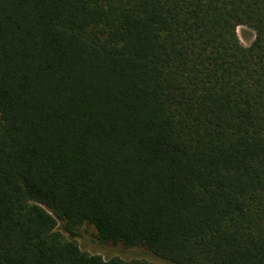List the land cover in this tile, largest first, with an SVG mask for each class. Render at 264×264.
Instances as JSON below:
<instances>
[{
  "label": "trees",
  "instance_id": "obj_1",
  "mask_svg": "<svg viewBox=\"0 0 264 264\" xmlns=\"http://www.w3.org/2000/svg\"><path fill=\"white\" fill-rule=\"evenodd\" d=\"M82 222L264 264V0H0V264H142Z\"/></svg>",
  "mask_w": 264,
  "mask_h": 264
},
{
  "label": "rangeland",
  "instance_id": "obj_2",
  "mask_svg": "<svg viewBox=\"0 0 264 264\" xmlns=\"http://www.w3.org/2000/svg\"><path fill=\"white\" fill-rule=\"evenodd\" d=\"M236 33L244 46L249 45L254 38V30L247 25H238ZM55 229L59 230L63 236L68 237L60 223L57 224ZM76 230L78 235L74 237V240L82 251L100 254L104 258L118 256L125 261L135 259L141 261L142 264H168V262L154 255L145 246L127 247L120 242L112 243L100 239L91 223L82 222L76 227Z\"/></svg>",
  "mask_w": 264,
  "mask_h": 264
}]
</instances>
